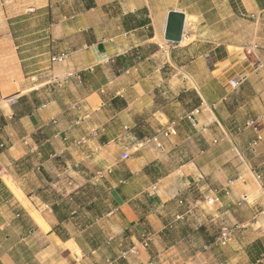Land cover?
I'll use <instances>...</instances> for the list:
<instances>
[{"label":"crops","instance_id":"1","mask_svg":"<svg viewBox=\"0 0 264 264\" xmlns=\"http://www.w3.org/2000/svg\"><path fill=\"white\" fill-rule=\"evenodd\" d=\"M0 172V264H264V0H0Z\"/></svg>","mask_w":264,"mask_h":264},{"label":"built area","instance_id":"2","mask_svg":"<svg viewBox=\"0 0 264 264\" xmlns=\"http://www.w3.org/2000/svg\"><path fill=\"white\" fill-rule=\"evenodd\" d=\"M256 47V46H255ZM54 59L56 60H63L64 59V56L63 55H60L59 57H55ZM245 77L243 76H240V77H237V78H233L230 80V86L231 87H237L239 86L243 81H244ZM9 102H12L13 99L12 98H9L8 99ZM201 112V108L200 107H197L195 109H193L192 111H190L187 115V118L188 120L192 123V125H195L196 124V115L199 114ZM256 122L255 120H251L249 122V125H252L253 129H254V132L256 134V140L255 142L253 143V150L255 149L254 146L257 145V142L260 141L262 138L259 134V128L258 126L256 125ZM177 123L176 121H172L169 123V125L164 129L162 130L160 133L164 136H170V135H175L177 133ZM150 140H154L156 142V146L160 149H163V143L158 141L157 140V137H153L152 139H149L148 141ZM123 159H126L128 158V154L127 153H124L122 155ZM98 177H103V174L102 173H98L97 174ZM226 193L228 194V191L226 190ZM218 197L214 198V199H209L208 202L210 204H212L213 202H216L218 201ZM183 201H181L182 203ZM232 234V231L231 229L228 227V226H225L221 229V233L219 236L215 237V239L212 241V243L208 244L205 246V249H208L210 247H212L213 245H225L229 239H230V236ZM151 233L150 232H146L144 234V238L142 241H140L139 244H136V243H133L132 245H130V247L126 248V249H123L121 250L120 252V257L121 258H127L130 254H138L139 253V247H143V248H146L149 246V243L151 241Z\"/></svg>","mask_w":264,"mask_h":264},{"label":"rangeland","instance_id":"3","mask_svg":"<svg viewBox=\"0 0 264 264\" xmlns=\"http://www.w3.org/2000/svg\"><path fill=\"white\" fill-rule=\"evenodd\" d=\"M254 49H255V47H254ZM252 55H253V60H256L257 57L255 56L254 51H253ZM171 96L174 97L175 94L169 88L163 89L160 93V98H162V99H168V98H171ZM180 96H182L184 102H187L189 106H190V104L195 103L196 98H195V95L193 94V92H191V91H188L185 94H181ZM118 105H119V107L122 106L121 103H119ZM142 120H144V115L142 116ZM256 125L258 126V128H260L261 123L256 122ZM141 126H142L141 129L143 131H146L149 128L143 122L141 123ZM250 127H251L252 131H254L252 125H250ZM87 193L89 194V196H91V198L102 197V201H100L99 204L94 206L92 213L99 214L101 211H104L105 208H107L108 203H109V202H107V197H106V195L108 193V189H106L104 186H100L98 184H95V185L91 184V186L87 189Z\"/></svg>","mask_w":264,"mask_h":264},{"label":"water","instance_id":"4","mask_svg":"<svg viewBox=\"0 0 264 264\" xmlns=\"http://www.w3.org/2000/svg\"><path fill=\"white\" fill-rule=\"evenodd\" d=\"M185 14L181 11H172L168 15L165 39L170 42H179L183 36Z\"/></svg>","mask_w":264,"mask_h":264},{"label":"bare ground","instance_id":"5","mask_svg":"<svg viewBox=\"0 0 264 264\" xmlns=\"http://www.w3.org/2000/svg\"><path fill=\"white\" fill-rule=\"evenodd\" d=\"M1 173V172H0ZM10 177V176H9ZM4 179H6V181H7V183H8V185H9V187H11V191H13L16 195H17V197L18 198H21V196H22V192H21V190L15 185V183H13L12 182V180H10L9 178H4ZM23 197H24V195H23ZM28 199V198H27ZM33 217L35 218V220L45 229V227H46V223H45V221L43 220V218L41 217V215L37 212V211H34L33 212ZM58 239V238H57ZM73 242V241H72ZM71 243V242H70ZM64 244V243H63Z\"/></svg>","mask_w":264,"mask_h":264}]
</instances>
